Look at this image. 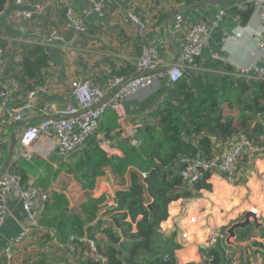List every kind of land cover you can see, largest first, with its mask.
<instances>
[{"label": "trees", "instance_id": "trees-1", "mask_svg": "<svg viewBox=\"0 0 264 264\" xmlns=\"http://www.w3.org/2000/svg\"><path fill=\"white\" fill-rule=\"evenodd\" d=\"M173 1L189 6L201 0ZM9 2L0 0V13L5 14ZM160 2L155 0L156 4ZM175 9H162L146 16L135 11L143 20L150 18L149 29H153L162 27ZM50 11L60 13L59 25L64 21L63 9L49 6L41 17L33 20L35 25L42 26ZM251 12V6L233 10L243 22ZM2 23L0 16V28ZM7 44L0 37V48ZM19 48L18 59H12L10 63L5 61L1 75L3 82L10 77L16 78L24 92L43 83V73L51 65L45 46L22 45ZM105 60L109 63L111 76H125L135 71L130 64L112 62L109 57ZM196 63L199 69L185 68L177 82L166 84L165 95L146 113L144 122L138 127L137 134L142 139L139 146L127 145L123 155L109 157L93 139H89L85 148L75 151L68 162L62 161L61 169L74 173L83 187L89 189L94 187L96 177L105 167L110 168L117 180L124 181L128 168L134 166L146 173L144 180L150 200L135 172L130 176V187L116 192V205L108 206L100 215L99 203L106 200L105 195L88 197L78 207L71 208L64 193L51 191L40 218L41 227L35 228L33 233H39L46 241L59 240L66 247L62 252L64 256H67L68 245L73 244L74 256L81 255L78 257L83 264H176L173 249L177 245H172L160 232L161 222L169 215V203L181 197L199 196L203 189L213 190L217 175L213 170L201 169L200 178L187 185L180 173L187 166L186 159L193 158L198 152L206 158L212 157L220 143L239 133L264 146V80L237 76V70L212 57L201 58ZM225 108L234 109L237 114L226 115ZM252 161L253 157L246 151L239 166L246 170ZM14 171L20 174L17 168ZM258 174L261 173L258 171ZM221 178L228 184L223 175ZM253 226L249 223L235 228L233 237L232 225L224 228L223 236L214 245L201 249L205 255L204 263L232 264L238 260L239 264H247L248 258L247 261L241 256L236 259L239 250L231 239L235 238L236 242L250 239ZM53 231L56 236L52 235ZM253 242L264 249V243ZM40 255L39 264H52L45 254Z\"/></svg>", "mask_w": 264, "mask_h": 264}, {"label": "crops", "instance_id": "crops-1", "mask_svg": "<svg viewBox=\"0 0 264 264\" xmlns=\"http://www.w3.org/2000/svg\"><path fill=\"white\" fill-rule=\"evenodd\" d=\"M67 1L74 5L78 11L88 4V0ZM171 7H176L174 10L176 11L188 6L175 3L173 0H161L159 4H156L155 0H110L105 7L104 18L94 16L89 19V33L81 36L80 42L85 47V52L76 57L74 61L69 59L59 44L46 47L49 53L50 65H53L43 73V83L49 82L52 86V93L45 98V101H55L59 107L70 101L67 92L70 81L75 75L88 76L93 81L101 83L107 90L111 75L109 73V63L105 60V57H109L112 62L133 65L128 57H133L132 59L138 57L143 47L153 44L158 47L159 51L167 53L168 57L174 58V53L178 52L179 48L177 45L167 44V47L165 46L169 34L164 25L141 33L139 29L131 26V22L125 21L127 13L133 8L146 16V14L155 13L154 11L162 9L170 11ZM223 7L228 8L229 14L213 31L201 58H213V55L221 54L223 61L235 70L244 65L260 62L261 55L255 37V32L259 29V21L253 16V11L246 22L241 20L238 13H233L234 8L239 9L235 3L208 4L187 11L190 12L189 15L192 18H203L213 15ZM140 9L142 11H139ZM13 10L14 0H10L5 14L1 16L3 27L0 28V35H16V32L6 23V19ZM56 12H48L43 19L42 26L39 25L44 33L58 26L59 29H62L63 22L59 25V18L62 19V17L60 13ZM237 16L239 20H237ZM172 22L173 20H171L170 25ZM30 24L34 25L35 23L33 21ZM63 33L69 40L73 38L71 32L63 31ZM20 46L22 45L16 42L7 44L6 61L8 60L10 63L12 59H18ZM166 91V80L162 79L156 81L151 87L133 95L126 103L129 115L128 125L137 124L141 121L145 113L162 99ZM25 92L27 91H22L23 94ZM224 112L226 115H230L226 110ZM40 118L39 114L32 113L29 120L36 122ZM111 121L109 127L108 124ZM101 128L105 132L108 131L107 134L122 150L121 155H123L124 148L130 143L120 133V124L113 109L107 108L105 110L101 120ZM14 132L17 137L15 150L18 151L22 148L20 142V137L24 132L22 126L18 128L16 126L10 127L4 139V146L0 151V172L4 166ZM50 139H52L50 136L38 138L37 143L47 146L49 144L46 142ZM54 145L48 159L40 155H35L32 161L19 158L16 168L22 177H25L26 181H34L43 190L49 189L53 192L64 193L71 208L78 207L88 197L98 198L105 195L106 200L99 203L98 215H100L108 206L116 205L115 195L117 191L126 190L130 187L131 180L128 176V170L125 174V180L121 181L115 178L109 167H105L104 172L96 177L94 187L90 189L83 187L74 173H68L66 170L61 169L63 162L60 160L57 148ZM245 169L247 170H245L247 176L236 185L226 184L221 175L215 173L217 175L214 179L213 190L203 189L199 196L181 197L169 203V215L161 222L160 232L171 241L172 245L173 243L177 245L173 249L176 264H205L201 249L210 247L206 241L210 228H219L222 231L224 228L237 223V221L245 219L246 213L252 208L257 209L260 216L259 223L251 222V224H254L251 230V238L237 242L235 238L231 240L239 250V256L243 259L248 258L247 264H264V249L253 244V241L264 243V155L253 157L250 166H246ZM258 171L261 174H258ZM9 210L6 222L0 230V264H8L5 255L7 242L19 235L23 228L24 212L20 203L11 201ZM192 215L196 216V221L194 220L195 223L191 225L192 228L188 238H184L181 234L182 226L188 223ZM52 235H55L54 231ZM56 241H46L41 238L39 233L32 232L29 237L14 248L10 263L39 264L40 254H45L52 264H83L79 260L81 255L74 256L76 250L73 244L68 245L67 256H64L62 252L66 250V247L59 240Z\"/></svg>", "mask_w": 264, "mask_h": 264}, {"label": "built area", "instance_id": "built-area-1", "mask_svg": "<svg viewBox=\"0 0 264 264\" xmlns=\"http://www.w3.org/2000/svg\"><path fill=\"white\" fill-rule=\"evenodd\" d=\"M109 1L88 0V4L78 11L67 0L35 2L14 0V10L6 19V23L16 32V35H0V37L9 44L16 42L21 45L45 47L59 44L69 59L74 61L85 52V47L80 42L81 36L89 33V19L94 16L104 18L105 7ZM9 4L10 2L7 7ZM235 4L240 10L248 6L252 7L253 16L259 21V29L255 32V37L261 55L260 62L239 67L235 75L264 80V0H244ZM49 6L63 9L64 21L62 29L56 27L44 33L39 25L30 23L41 17ZM134 9L127 13L125 21H130L132 27L144 33L152 24L151 19L139 18ZM187 10L191 9H177L168 29L169 37L165 46L177 45L179 48L174 62H172L173 57H168L167 53L159 51L156 45H146L138 57L134 59L128 57L135 71L125 76H111L107 90L101 83L93 81L88 76L75 75L70 81L67 92L71 100L61 107L55 101H45V98L52 93L49 82L36 84L24 94L16 78L10 77L3 82L1 72L8 47L0 48V151L4 146V139L9 128L24 123L22 126L24 132L20 137L22 148L18 151L14 150L9 167L2 176L0 175V230L8 217L11 201L19 202L24 212L23 228L20 234L7 242L5 255L8 264H11L14 248L29 237L35 228L41 227L40 218L45 209V202L52 191L43 190L34 181H26L21 174L16 173L14 170L17 160L21 158L32 161L35 155L48 159L52 153L51 148L56 143L54 146L57 148L60 160L68 162L75 151L85 148L89 139H93L95 145L107 156H121L122 150L101 128V120L107 108L115 111L120 124V133L131 145L139 146L142 139L137 134L138 127L144 119L137 124L128 125L127 101L139 91L151 87L156 81L165 79L168 85L177 82L187 67L199 69L196 57H202L213 31L229 14L228 8L223 7L209 17L192 18ZM3 14L0 13V16ZM237 20H239L238 16ZM63 31L71 32L73 38L69 40ZM213 58L224 60L221 54H215ZM158 67L167 68L145 73ZM110 93L113 95L105 100ZM32 113L39 114L41 118L31 122L29 117ZM45 136L52 138L48 142L45 141L49 145L38 144V138ZM246 151L252 157L263 156L264 146L255 144L243 134L233 135L226 142L220 143L218 148L216 147L212 157L206 158L198 152L193 158L186 159L187 166L180 172L181 176L187 185H191L200 178L201 169L213 170L223 175L230 185H236L246 177L245 170L239 166L241 156ZM248 212L253 214L250 217V223L255 220L259 223V211L252 208ZM194 220L196 221V216L192 215L188 223L182 226L181 234L184 238H188L191 225L195 223ZM222 236L221 229L210 228L206 241L212 246ZM90 243L93 246V242L90 241ZM166 257L169 259L168 254ZM236 262L238 260L232 264Z\"/></svg>", "mask_w": 264, "mask_h": 264}, {"label": "water", "instance_id": "water-1", "mask_svg": "<svg viewBox=\"0 0 264 264\" xmlns=\"http://www.w3.org/2000/svg\"><path fill=\"white\" fill-rule=\"evenodd\" d=\"M241 1H244V0H201V1H197L191 5H189L188 9H193V8H198L200 6H205V5H208V4H229V3H237V2H241ZM176 12L177 11H174L173 13H171L170 15L167 16V18L165 19L164 21V27L165 29H169L170 27V22L171 20L175 17L176 15ZM178 56V53L175 52L174 53V58L172 59V62H174V60L177 58ZM201 57H196V60H200ZM167 67H158L156 68L155 70H148V71H145V73H152V72H155V71H161V70H165ZM139 74V73H137ZM113 95V93H110L105 100H108L111 96ZM23 122L22 123H19L16 126V128L20 127V126H23ZM16 134L15 132L12 134V139H11V142H10V147H9V151H8V154H7V157H6V160H5V163H4V166L0 172V175L2 176L5 171L7 170V168L9 167V164L13 158V154H14V150H15V145H16ZM132 172H135L137 175H138V181L139 183L143 186L144 188V192L146 194V197L148 200H150V196L148 194V191H147V185L145 183V177H146V173L140 171L138 168L134 167V166H130L128 168V176H129V179H130V176L132 174ZM131 180V179H130ZM253 216L252 212H247L246 213V216H245V220L243 222H239V223H235L234 225H232L230 231H231V237L234 236V229L241 226H245L247 224L250 223V217ZM255 223H258L257 220H255Z\"/></svg>", "mask_w": 264, "mask_h": 264}, {"label": "rangeland", "instance_id": "rangeland-1", "mask_svg": "<svg viewBox=\"0 0 264 264\" xmlns=\"http://www.w3.org/2000/svg\"><path fill=\"white\" fill-rule=\"evenodd\" d=\"M253 11V10H252ZM225 110H226V112L228 113V114H234V113H236V110H234V109H228V108H225ZM24 179V178H23ZM25 180V179H24ZM245 219H243V220H239V221H237V223H239V222H243ZM236 257L238 258L239 257V254L238 255H236ZM194 264H196V263H194ZM200 264H202V263H200ZM236 264H239V262H236Z\"/></svg>", "mask_w": 264, "mask_h": 264}]
</instances>
